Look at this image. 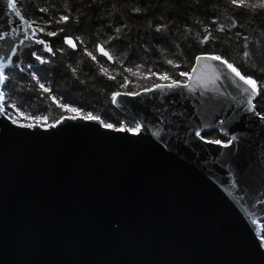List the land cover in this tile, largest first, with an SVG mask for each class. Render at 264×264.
<instances>
[{
    "label": "water",
    "instance_id": "obj_1",
    "mask_svg": "<svg viewBox=\"0 0 264 264\" xmlns=\"http://www.w3.org/2000/svg\"><path fill=\"white\" fill-rule=\"evenodd\" d=\"M35 39L0 0V67L41 66ZM209 56L187 87L114 96L138 135L0 115V264H264V119ZM197 130L236 139L225 148Z\"/></svg>",
    "mask_w": 264,
    "mask_h": 264
},
{
    "label": "trees",
    "instance_id": "obj_2",
    "mask_svg": "<svg viewBox=\"0 0 264 264\" xmlns=\"http://www.w3.org/2000/svg\"><path fill=\"white\" fill-rule=\"evenodd\" d=\"M262 2L245 0L243 7H237L231 0H19L18 8L26 19L36 21L45 33L58 34H38L53 50L43 55L49 62L22 71L6 69L10 75L3 91L8 102L26 114L47 117L44 126L70 115L63 104L80 109L72 115L91 113L114 126L135 128L137 123L114 106V96L171 82L159 79V74L186 83L199 55H220L242 74L264 84ZM64 15L68 21L56 23ZM206 36L207 43H201ZM66 37L75 39L77 51L65 44ZM97 45L110 52L114 63L95 50ZM39 83L51 91L44 92ZM255 105L264 114V88ZM13 118L17 119L15 114ZM202 136L228 142L216 130ZM262 227L264 234V220Z\"/></svg>",
    "mask_w": 264,
    "mask_h": 264
},
{
    "label": "snow or ice",
    "instance_id": "obj_3",
    "mask_svg": "<svg viewBox=\"0 0 264 264\" xmlns=\"http://www.w3.org/2000/svg\"><path fill=\"white\" fill-rule=\"evenodd\" d=\"M232 4L237 6V7H243L245 5V0H231ZM18 4H19V0H7V5L10 9H12L16 15L18 17H20V19L22 20L23 24L28 25V29L32 32V36L35 37L37 34L39 33H44L49 37L55 36L58 34L57 31H48V32H44V27H40L37 25L36 21H30L28 19H26L21 12L17 11L18 8ZM260 7H264V2H262L260 5ZM41 11H44L43 9H41ZM135 11H139V9H136ZM69 19L68 15H64L59 17V19L56 21V23H64L67 22ZM161 29L158 27L157 31H160ZM221 30H223L221 28ZM59 31H64V29H59ZM120 30L117 29V32H119ZM207 31V30H206ZM210 35V34H209ZM209 37L206 36L201 43H207ZM36 44L42 45V49L40 50L41 52H48V53H52L53 50L52 48L48 45L47 41H45L44 39H35L34 41ZM23 43V42H21ZM66 43H68L72 48H76L77 44L76 42H74L72 39H68L66 38ZM80 43H83V41H80ZM96 51H98L100 54H102L104 57L107 58L108 61H113V56L110 54V52L108 50H106V48L103 45H97ZM87 51V50H86ZM87 54L93 59L96 60V56L93 55L92 52H87ZM12 55H16L15 52L12 53ZM32 55L34 56V58L39 61L40 63H48L49 60L47 58H45L43 55L38 54L37 52H32ZM245 56L248 55L247 52L244 53ZM200 59H211L213 61H217L219 62L220 65H223L227 70H229L231 73H233L240 82H242V85L237 84V87H241L242 88V93L244 94L245 98H246V104L248 105L249 111L256 113V108H255V104H254V100L255 97L257 95L260 94V91L262 88H264V84H260L258 83L255 79H253L251 76H246L244 74L241 73V71L234 66L233 63H230L228 59H225L224 57L220 56V55H212L209 57H201ZM10 64H12L13 66H15V61H10ZM169 63H172V61H169ZM28 67L30 68L31 65H28ZM177 67H179V65H177ZM23 70V69H21ZM73 71H75V69H73ZM104 71H106V69H104ZM10 73H6V71L4 70L3 67H0V86H5L7 85V81L9 78ZM180 75L182 76H187V73H183L181 72ZM159 79L161 80H171L170 83L168 84H159L156 85L157 88H173V87H187L186 84H182L180 81L178 80H173L171 79V77H169L167 74H159ZM39 88L42 89L44 92H50V88L47 87L44 83H39ZM153 89H148V91H152ZM117 96H119L120 94L117 93ZM53 102H58L57 98L52 96L50 97ZM6 105L10 106L13 109V112H8L7 111V107ZM60 106L68 111V112H79L80 109L77 108H73L71 106L68 105H63L60 104ZM13 114H15L17 117L19 118H23L25 121L28 120H34L36 121V123H20L19 126L23 127V128H34L37 127L41 122L46 121L47 117H35V116H31L26 114L24 111H22L19 107H17V105L15 103H9L7 100V96H6V92L3 90H0V115H4L7 118L12 120V123H18V119L13 118ZM68 119H74L75 117L69 116L67 117ZM84 119L87 120H97L100 123L103 124V126L107 129H114L117 132H124V131H128L131 132L132 134L138 135L141 132L142 129V124L138 123L136 124L135 128H125V127H117L114 126L112 123H107L104 122L103 120H100L99 117L93 116L91 113L87 114L86 116L83 117ZM261 119H264V114L260 115ZM224 121H220V124H223ZM54 126V125H52ZM196 136L199 137L201 140H203L205 143L208 144H217V145H221L225 148L229 147L231 144V140H235L236 137L233 136L231 137V140L228 143H224L221 140H213V139H205L204 136L201 135V131L197 130L196 131ZM157 136H159V132L156 133ZM261 239L264 240V234H262Z\"/></svg>",
    "mask_w": 264,
    "mask_h": 264
},
{
    "label": "rangeland",
    "instance_id": "obj_4",
    "mask_svg": "<svg viewBox=\"0 0 264 264\" xmlns=\"http://www.w3.org/2000/svg\"><path fill=\"white\" fill-rule=\"evenodd\" d=\"M36 38H38V34L36 35ZM71 113H72V112H71ZM71 113H70V115H68V116H78V115H72L73 113H72V114H71ZM16 117H17V116H16ZM17 119H20V118L17 117ZM20 123H26V122H22V121L19 120V121H18V124H20ZM29 123H36V122L30 121ZM42 124H43V123L41 122L39 125H42ZM42 126H44V125H42ZM44 127H46V126H44Z\"/></svg>",
    "mask_w": 264,
    "mask_h": 264
}]
</instances>
